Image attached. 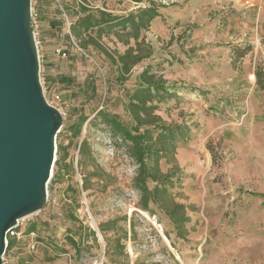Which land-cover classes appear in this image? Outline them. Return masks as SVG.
Instances as JSON below:
<instances>
[{
	"label": "rangeland",
	"instance_id": "rangeland-1",
	"mask_svg": "<svg viewBox=\"0 0 264 264\" xmlns=\"http://www.w3.org/2000/svg\"><path fill=\"white\" fill-rule=\"evenodd\" d=\"M149 1L30 0L37 13L30 21L42 89L49 100L61 93L56 147L62 146L63 159L60 168L54 162L41 209L19 220L17 245L5 251L3 264H264V93L252 88L263 55L245 19L247 9L232 0H153L159 15L138 39L140 53H151L121 80L117 64L93 46L83 47L66 23L82 5L125 16ZM101 28L100 36L90 34L114 57L135 47L131 27ZM56 48L66 55H57ZM239 51L246 53L240 57ZM146 66L170 87L155 100L156 114L190 127L176 143L180 171L170 188L188 207L185 237L155 205L139 207L130 144L96 114L104 107L128 120L122 95ZM81 112L87 118L75 135L68 126ZM159 165L163 171L170 167L165 159Z\"/></svg>",
	"mask_w": 264,
	"mask_h": 264
},
{
	"label": "water",
	"instance_id": "water-1",
	"mask_svg": "<svg viewBox=\"0 0 264 264\" xmlns=\"http://www.w3.org/2000/svg\"><path fill=\"white\" fill-rule=\"evenodd\" d=\"M30 0H0V264L7 235L47 196L61 112L40 81Z\"/></svg>",
	"mask_w": 264,
	"mask_h": 264
},
{
	"label": "trees",
	"instance_id": "trees-1",
	"mask_svg": "<svg viewBox=\"0 0 264 264\" xmlns=\"http://www.w3.org/2000/svg\"><path fill=\"white\" fill-rule=\"evenodd\" d=\"M134 3H140L142 0H130ZM150 5L146 7H138L136 12H130L125 16H115L102 9H94L86 6H80L76 19L70 20V30L72 34L80 39L81 45L93 46L100 54L107 59L117 64L118 75L117 80H121L124 75L131 72L132 68L138 64L144 57L149 56L151 50L143 55L140 53L139 32L141 29H147L152 19L159 15L157 4L149 1ZM64 9L65 5L62 6ZM66 10V9H65ZM50 24H54L53 20H49ZM109 24L110 26H120L123 29L131 27L133 30V38L135 47L128 45L123 53L117 54L115 57L105 50L90 33L95 30L100 36L102 25ZM30 30L32 24L30 21ZM85 34V38H81ZM237 56L242 57L246 51L237 52ZM256 86L263 90L264 93V69L257 66L255 70ZM60 80L67 81L65 76ZM106 83V81H105ZM170 87L165 85L163 80L151 72L150 67L146 66L138 75L136 84L131 90L122 95V103L126 104V110L130 114V118L123 119L116 112L111 113L102 107L97 111V115L101 117V121L109 126L113 134L119 135L122 140L130 144L131 156L137 163V170L133 179V186L140 194L139 207L148 211L150 204L159 208L169 219L175 233L179 237H185L187 229L186 225L190 221L187 214L188 207L183 202H178L170 188L174 179L177 177L180 167L176 159V143L178 139L188 135L190 127L186 123H167L161 116L156 114L158 96L163 93H168ZM87 115L80 113V118L68 126L77 135L80 133L82 123L86 120ZM86 141H83L80 146V151L84 152ZM210 149V147H208ZM62 146L57 145L56 152L58 158L55 159V165L60 168V155ZM211 151V150H210ZM165 159L170 167L163 171L160 168L159 162ZM59 175V171L54 174ZM44 204V202H43ZM42 204V205H43ZM81 227V226H80ZM79 227V228H80ZM29 229L33 232L36 225L31 223ZM102 232L111 231L114 228H100ZM80 236L81 232L77 231ZM68 241L77 248V240L73 236H69ZM15 238L8 233L7 248L10 249ZM107 241L111 240L107 238ZM117 246L120 249L125 248L124 242L115 239ZM76 251H78L76 249ZM138 264V263H134Z\"/></svg>",
	"mask_w": 264,
	"mask_h": 264
},
{
	"label": "crops",
	"instance_id": "crops-1",
	"mask_svg": "<svg viewBox=\"0 0 264 264\" xmlns=\"http://www.w3.org/2000/svg\"><path fill=\"white\" fill-rule=\"evenodd\" d=\"M232 1L234 3V6L240 5L239 0L237 3H235L236 2L235 0H232ZM251 1L254 3V6L246 7L247 10L245 11V15H246L245 19L247 21H249V23L251 24L252 38H253L254 42H256L257 48L261 51V53L263 55L262 66L264 69V0H251ZM43 49H44L43 50L44 55L47 58V56H48L47 46H43ZM57 55H59V54H57ZM49 66H51L50 62H49V60H46L45 61V75H46V79H48V80L50 78L49 77L50 71L48 69ZM48 82L51 83V81H48ZM252 88L256 89L255 92L258 95H260L261 92L263 93V90L259 89L256 86V82L252 84ZM253 100H254V97H253ZM17 232L19 233V230ZM16 245H17V240L15 239L13 245L10 247V251H12V249L14 247H16ZM11 260H12V258H11V256H9L8 261L10 262Z\"/></svg>",
	"mask_w": 264,
	"mask_h": 264
},
{
	"label": "built area",
	"instance_id": "built-area-1",
	"mask_svg": "<svg viewBox=\"0 0 264 264\" xmlns=\"http://www.w3.org/2000/svg\"><path fill=\"white\" fill-rule=\"evenodd\" d=\"M239 3L242 7H252L254 6V3L251 1V0H239ZM37 16V13L36 12H32L31 11V16H30V20L31 19H35ZM66 23L68 26H70V22L67 20L66 18ZM32 24V23H31ZM56 53L59 54L60 56H65L66 55V52L62 49V48H56L55 49ZM47 99V98H46ZM47 101L52 104L53 106H55L56 108H58L59 104L62 103V98H61V93H54L51 97V100L47 99ZM60 109V108H58ZM17 229V228H16ZM14 229V230H11L10 231V234L15 237V235H17V230Z\"/></svg>",
	"mask_w": 264,
	"mask_h": 264
}]
</instances>
